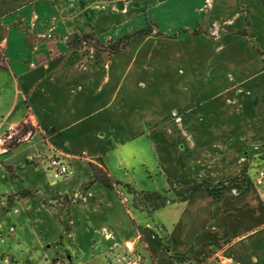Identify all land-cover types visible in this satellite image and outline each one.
<instances>
[{"label": "crops", "instance_id": "crops-1", "mask_svg": "<svg viewBox=\"0 0 264 264\" xmlns=\"http://www.w3.org/2000/svg\"><path fill=\"white\" fill-rule=\"evenodd\" d=\"M148 25L150 32L137 33ZM44 30L90 32L101 42L133 36L117 52L82 56L65 42L51 51L28 45L43 42ZM258 46L264 52V0H0V141L20 123L35 126L30 140L0 156L11 165L20 162L17 154L25 159L44 145L100 158L144 134L209 137L210 147L197 140L191 156L167 140L154 145L148 169L174 200L137 222L142 260L264 264V176L256 171L264 167V60ZM221 52L246 59L244 65L226 70L219 60L205 63ZM220 84H228L233 108L222 113L218 98L215 111L205 114V97ZM171 119L195 121V130L156 131L157 123ZM215 120L226 128L203 130L205 121ZM92 187L104 195L112 189L100 182Z\"/></svg>", "mask_w": 264, "mask_h": 264}, {"label": "rangeland", "instance_id": "rangeland-1", "mask_svg": "<svg viewBox=\"0 0 264 264\" xmlns=\"http://www.w3.org/2000/svg\"><path fill=\"white\" fill-rule=\"evenodd\" d=\"M39 38L43 42H29L28 45L35 48L44 46L51 51L59 42L72 41L73 34L56 35L44 30ZM109 40L117 39L98 41L106 45ZM71 47L78 49L82 56L107 54L106 50L94 43L77 42V46ZM220 49L223 51L224 48ZM258 50L264 60V52L259 46ZM221 53V57L205 58V63L219 60V66L227 70L234 64L244 65L246 60L228 57L226 52ZM0 57L3 58L1 50ZM27 62L29 65L34 63L31 59ZM246 63L252 64L248 61ZM261 64L253 63L254 66ZM225 77L233 75L226 73ZM237 88L234 98L239 93ZM229 92L228 84H220L219 89L206 96L205 114L215 111L217 107L212 104L218 98L223 102L218 107L222 113L233 108L230 101L233 98H230ZM235 105L238 108L237 102ZM226 124L217 120L205 121L203 130L211 132L226 128ZM29 125L23 135L19 134V128L1 137L0 155L12 152L31 139L35 126L34 123ZM195 127V121L171 119L157 123L156 131L192 133ZM11 140L18 144L7 150L6 143ZM160 140H167L189 156L196 146L195 141L203 142V146L211 145L209 137L196 139L182 135L158 138L144 134L121 144L107 155L100 154L101 161L97 156L90 157L83 152L66 154L49 147L47 149L44 145L38 146L25 159L22 158L23 153L17 154L14 159L20 162L9 165L10 169L7 168L9 163L0 156V264H129L130 261L152 264L147 259L142 260L136 228L140 219L148 218L151 212L161 208L159 206L163 199L155 198L153 193L164 197L165 204L168 200H174L167 189L161 190L163 179L154 176L151 170L155 161L153 148ZM52 155L64 160L72 172L75 171L74 175L71 176L72 173L62 179L53 178L49 167ZM91 162L96 163L100 175L109 176L121 184L113 187L106 195L93 192V184L85 189L94 176ZM148 166L151 168L148 169ZM78 173L84 177L79 178ZM69 176V179L64 180ZM129 242L134 243L133 252L126 249V243ZM177 264L182 263L177 261Z\"/></svg>", "mask_w": 264, "mask_h": 264}, {"label": "trees", "instance_id": "trees-1", "mask_svg": "<svg viewBox=\"0 0 264 264\" xmlns=\"http://www.w3.org/2000/svg\"><path fill=\"white\" fill-rule=\"evenodd\" d=\"M151 31V27L148 25L147 27L139 30L137 33H144V32H150ZM198 29H194L193 32H197ZM243 34H246L245 32H242ZM131 36L133 35H126L123 36L115 41L109 40L108 43L106 45H102L101 43H99L98 39L96 38V36L94 35V33H86L83 35H77V34H73V38L72 41H67L66 43L69 46H77V42H84V43H94L95 45H98L99 47L103 48L104 50L107 51V54H111L113 52H117L121 49H123L125 47V45L127 44V42L130 40ZM253 47H255L254 43H252ZM257 49V48H256ZM29 123L27 122H23L20 123L17 127V129L21 128L20 131V135L25 134L28 129H29ZM32 133V132H31ZM8 134V133H6ZM18 144V142L15 141H7L6 143V147L7 150L11 149L13 146H16ZM99 160L101 161V159L99 158ZM99 161V163H101ZM91 169L93 170V178L90 180L89 184L87 186H85V189H87L89 186H91L93 183L95 182H100L101 184H103L104 186H107L109 188H113L119 184H121L120 181L118 180H112L111 178H109V176H102L99 174L98 172V166L96 165V163L91 162L90 163ZM7 168H11L9 165L7 166ZM126 185V184H125ZM209 185V184H207ZM127 186V185H126ZM130 188V187H129ZM155 198H160L163 199V201L160 203L159 207H163L165 205V200L164 197H162L159 193H153ZM158 208V207H157Z\"/></svg>", "mask_w": 264, "mask_h": 264}, {"label": "built area", "instance_id": "built-area-1", "mask_svg": "<svg viewBox=\"0 0 264 264\" xmlns=\"http://www.w3.org/2000/svg\"><path fill=\"white\" fill-rule=\"evenodd\" d=\"M0 61H2L1 57H0ZM49 167L52 176L55 179L65 178L67 175L72 173L70 166L64 160L60 159L59 156H53V155L50 156ZM258 175L259 177L264 176V167L258 172ZM126 249L129 252H133L134 243L133 242L126 243ZM129 264H137V261H130Z\"/></svg>", "mask_w": 264, "mask_h": 264}, {"label": "bare ground", "instance_id": "bare-ground-1", "mask_svg": "<svg viewBox=\"0 0 264 264\" xmlns=\"http://www.w3.org/2000/svg\"><path fill=\"white\" fill-rule=\"evenodd\" d=\"M72 173H73V172H72ZM72 173H71V174H72Z\"/></svg>", "mask_w": 264, "mask_h": 264}]
</instances>
